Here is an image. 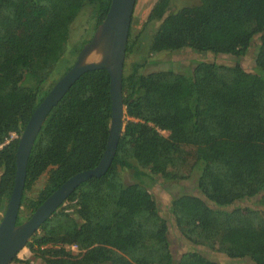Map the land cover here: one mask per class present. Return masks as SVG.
I'll return each instance as SVG.
<instances>
[{"label":"trees","instance_id":"1","mask_svg":"<svg viewBox=\"0 0 264 264\" xmlns=\"http://www.w3.org/2000/svg\"><path fill=\"white\" fill-rule=\"evenodd\" d=\"M110 1L0 0V213L14 185L19 137L48 93L40 89L66 52L71 24L94 6V32ZM168 7L158 0L148 15V23L159 22L148 52L208 58L147 74L139 72L144 63H124L126 120L114 158L26 244L43 264H264V0ZM135 45L129 31L125 57ZM251 48L247 69L239 59ZM110 120L109 74L88 71L51 109L33 143L16 224L69 178L98 165ZM12 133L17 138L5 143ZM190 154L188 174H181ZM42 175L43 187L27 198ZM158 178L192 185L183 184L162 211L147 187ZM71 245L79 253L65 248Z\"/></svg>","mask_w":264,"mask_h":264},{"label":"water","instance_id":"2","mask_svg":"<svg viewBox=\"0 0 264 264\" xmlns=\"http://www.w3.org/2000/svg\"><path fill=\"white\" fill-rule=\"evenodd\" d=\"M135 4L136 0L110 1L104 20L96 27L91 39L82 46L69 70L57 80L40 102L21 133L16 151L14 185L0 220V264H11L33 234L81 183L92 177L99 178L107 172L125 126L126 107L123 102L122 80ZM101 69L109 74L111 98L109 134L101 160L93 169L69 178L46 198L28 219L16 224L28 157L47 115L81 75Z\"/></svg>","mask_w":264,"mask_h":264},{"label":"rangeland","instance_id":"3","mask_svg":"<svg viewBox=\"0 0 264 264\" xmlns=\"http://www.w3.org/2000/svg\"><path fill=\"white\" fill-rule=\"evenodd\" d=\"M158 0H136L131 26V40H136V45L133 47L131 53L125 57V64L127 68L135 62L144 63L145 66L140 68L139 72L142 74L157 72L165 70L169 64L177 68L179 65H184L185 67L189 64L187 61L194 58H204L203 55L195 54L190 50H183L180 52H161L157 54H150L148 52V46L150 44L151 38L157 29L159 22H147L148 15L153 7V5ZM169 12H175L184 7L195 6L199 4V0H168ZM94 6H86L76 17L74 22L71 24L69 38L67 41L66 52L64 53L61 60L50 70L46 76L45 83L41 86L40 92L41 95L49 92L57 80L65 73L66 68L72 64L81 49V45L84 40L91 39L94 20L93 17ZM253 53L254 49L251 48L245 56L239 59V62L242 67L250 69L253 66ZM210 58L212 56H209ZM208 57L205 56L204 59ZM212 59V58H211ZM217 61L224 63L225 61H231V58L220 57L217 58ZM165 135V132H162ZM193 160L192 154H190L188 161L184 164L181 170V174L187 173L189 164ZM123 178L126 183H133L131 174L124 173ZM46 180V175H42L35 184L31 187L30 190L26 191L27 198H35L39 190L43 187ZM191 186L192 182L187 180V182H171L165 181L163 178H158L156 182H150L147 184L149 192L155 197L158 201L159 207L162 211L166 210L171 198L176 196L181 192V186ZM3 213H0V219L2 218ZM23 216L26 215L23 213ZM214 256L222 260V256L219 253L214 252ZM17 260L20 261H29V264H43L42 261L36 258L27 247L22 249L17 257ZM11 264H21L17 261L11 262Z\"/></svg>","mask_w":264,"mask_h":264},{"label":"built area","instance_id":"4","mask_svg":"<svg viewBox=\"0 0 264 264\" xmlns=\"http://www.w3.org/2000/svg\"><path fill=\"white\" fill-rule=\"evenodd\" d=\"M16 138H17V135L12 133V134H10V137L5 141V143H8L10 140H13V139H16ZM65 248L67 250H70L73 253H76V254L79 253V250H78L76 245L65 246Z\"/></svg>","mask_w":264,"mask_h":264}]
</instances>
